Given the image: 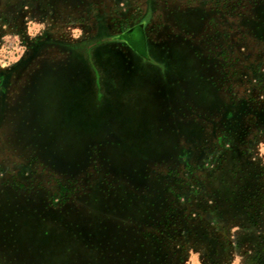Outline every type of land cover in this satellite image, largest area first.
I'll list each match as a JSON object with an SVG mask.
<instances>
[{"label": "rangeland", "instance_id": "1", "mask_svg": "<svg viewBox=\"0 0 264 264\" xmlns=\"http://www.w3.org/2000/svg\"><path fill=\"white\" fill-rule=\"evenodd\" d=\"M62 1L0 0V197L22 209L15 230L31 261L50 258L45 229L105 214L94 195L162 187L176 264H264V226L221 222L200 185L231 148L215 139L228 98L264 103L249 23L264 0H87L88 11ZM140 25L143 54L121 39ZM25 128L51 136L27 145ZM248 138L264 185V128Z\"/></svg>", "mask_w": 264, "mask_h": 264}, {"label": "trees", "instance_id": "2", "mask_svg": "<svg viewBox=\"0 0 264 264\" xmlns=\"http://www.w3.org/2000/svg\"><path fill=\"white\" fill-rule=\"evenodd\" d=\"M86 1L63 0L62 2L69 6L75 4L77 8L84 5L83 9L86 11L92 6H97L92 3L87 4ZM103 2H100L102 8L96 11L98 18H101L100 12L104 14L103 10L106 6ZM261 13L262 17L255 16L249 19L251 38L257 45L254 50L258 65L264 64V10ZM29 103L28 100V110ZM224 116L228 119L224 122L227 123L226 130L218 131L219 134H215V139L223 133L231 141V148L224 150L219 159L218 169L206 174L200 185L206 194L215 200V211L221 222H239L243 227L249 228L245 230L256 231L260 226H264V185L259 182L263 170L258 164L249 160L247 152L251 142L248 136L251 132L257 134V129L260 127L264 128V103H253L249 98H242L239 101L231 96L228 98ZM19 123L22 126H30V117L24 116ZM214 123L217 125L218 122L215 120ZM217 130V126L214 127V132ZM20 133L23 140L19 139V141L27 145L51 136V133L47 135L41 129L25 128L18 134ZM255 140L253 139L252 142H256ZM176 183L179 184L177 181ZM119 187L121 189L123 184ZM157 193V197H153L144 192L134 195L117 189L113 194L108 192L105 196L94 195V203L101 204L105 214L98 217L91 211L87 213L96 219L92 218L94 223L89 226L91 231L80 224L74 226L76 228L74 232L71 227L65 229L60 226L53 232L45 229L47 234L44 235L45 239L52 244L49 251H40L43 255L50 254V258L44 260L34 257V261H31V255L23 247L25 242L18 239L15 230L17 223L15 217L22 209L18 204L13 203L14 200L11 201V196L10 199L5 197L3 202L0 197V210H4L0 211L2 225H0V240L3 239V243H0L5 247L3 256H0V263L9 258L17 259L20 264H176L175 260L179 258V253L175 245L170 242L165 227L159 226L161 223L159 217L161 219L168 215V212L163 214L167 197H164L162 187L157 189ZM0 194L2 195V192ZM118 214L123 215L125 221L119 220L120 215L117 219ZM52 234H63L67 240L64 243H59V240L54 241L55 235L49 239L48 236ZM243 235L248 236V232Z\"/></svg>", "mask_w": 264, "mask_h": 264}, {"label": "flooded vegetation", "instance_id": "3", "mask_svg": "<svg viewBox=\"0 0 264 264\" xmlns=\"http://www.w3.org/2000/svg\"><path fill=\"white\" fill-rule=\"evenodd\" d=\"M122 40H125V42L130 46L131 49L135 50L139 54H143L140 52H143L140 50L142 43L146 42L145 38V32L144 28L142 25L136 26L126 32L125 34L122 35L121 37ZM145 48V44H144Z\"/></svg>", "mask_w": 264, "mask_h": 264}]
</instances>
